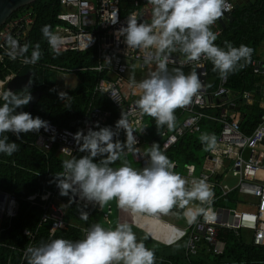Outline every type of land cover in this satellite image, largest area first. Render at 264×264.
<instances>
[{"label":"clouds","instance_id":"obj_1","mask_svg":"<svg viewBox=\"0 0 264 264\" xmlns=\"http://www.w3.org/2000/svg\"><path fill=\"white\" fill-rule=\"evenodd\" d=\"M148 3L152 6L150 23L140 22V14L133 12L127 17L126 27L121 26L116 34L117 38L125 37L128 48L144 52L146 62H155L157 70L148 78L139 83L132 80L141 93L136 104L144 114L155 119L158 129L166 125L172 131L176 127V109L190 105L203 85L196 71L185 75L182 70L173 69L169 73L168 56L180 52L190 61L206 56L220 78L227 79L251 62L253 49L244 44L234 47L229 41L224 42V48L214 43L217 35L211 26L230 9L227 0H148ZM117 22L115 13L112 23ZM42 31L49 35V26ZM39 55L38 50L34 52L33 60L39 59ZM66 96L59 93L62 100ZM0 100L3 101L0 104V153L12 156L19 145L9 142L4 133H13L19 140L23 133L47 130L48 122L18 111L32 100L30 92L0 91ZM115 129L89 128L87 134L83 130L75 134L79 151L88 154L62 162V172L55 174L61 196L72 193L101 207L115 200L118 207L134 215H167L177 209L175 214L182 215L189 224L195 223L201 215L207 219L203 205L211 204L214 192L203 179L189 181L177 174L174 163L157 143L146 150L147 166L140 170L131 167L126 156L135 151L137 140L123 113ZM120 129L126 132L125 142L114 140ZM199 139L206 151L218 149L214 134L203 133ZM117 160H121V166L113 168L111 165ZM194 201L200 206H191ZM88 215L81 211V219L87 221ZM25 259L27 264H156L155 251L138 240L128 223H117L114 229L93 224L85 230L83 239L57 238L38 247H28Z\"/></svg>","mask_w":264,"mask_h":264},{"label":"built area","instance_id":"obj_2","mask_svg":"<svg viewBox=\"0 0 264 264\" xmlns=\"http://www.w3.org/2000/svg\"><path fill=\"white\" fill-rule=\"evenodd\" d=\"M234 1L236 0H227L230 9L225 11L223 17L217 21H221L230 14ZM59 3L61 12L57 15V20L60 23L54 26L48 45L55 52H83L88 50L95 52L97 65L89 70L102 74V77L97 81L94 92L104 95L111 102L119 114L118 120L123 113L129 121L134 130L133 135L137 140L135 151L142 144H146L149 148L155 141L158 143L159 140L160 150L175 165L174 171L180 166L182 168L180 175L183 178L189 181L194 178L203 179L212 188L214 197L211 204L203 205L206 209L207 219L201 215L195 223H188L187 230L182 234L186 241V256L197 257L202 244H206L207 250L213 252L214 255H222L225 243L221 240L220 233L226 229L250 230L253 232V243L264 246V175L263 177L258 176L259 172L263 171L264 173V85L255 84L250 91H244L236 100L227 104V108L232 110L238 106L239 102L241 105H253L262 108L261 122L258 127L250 134H244L240 129L239 121L228 119L227 112L223 110L225 104L223 100L230 93L226 86L227 79L220 78L216 90L211 92L207 90V63L209 59L202 55L199 60L190 61L185 56L179 55L178 52L171 53L168 56L167 67H194L203 88L193 97L190 105L178 108L180 115L174 130L169 131L166 128L153 139L144 141L143 139L150 133L149 124L146 120V114L136 104L141 93L138 88L133 86L132 80L134 79L139 83L148 78L156 64L155 62H146L144 52L139 49L128 48L124 42L125 37L119 36L117 38L116 33L121 26L126 27L129 14L139 13L142 7L150 5L148 0L142 4L141 0H59ZM130 7H132L131 11L125 14L127 8ZM115 13H117L118 22L113 24ZM32 20L31 12L24 9L21 16L7 21L0 28L1 63L18 60L22 65L34 64V62L21 56ZM58 31L60 33H57ZM219 34L220 29L218 28L216 35ZM149 51L154 53L155 49ZM253 66L254 72L264 73V67L260 70L258 64ZM53 69L61 73L65 72V69L56 67ZM71 73H74V70ZM16 76L17 74L11 72L5 79H0V91L9 90V83ZM61 92L64 93V90L59 91L58 94ZM216 108H220V111L214 113L206 111L216 110ZM109 116V112L91 106L87 111V119L81 130L85 134L89 128L98 131ZM206 120L221 125V131L217 137L218 149L211 152L206 166L199 167L168 156V153L184 135L202 133V123ZM76 133V131L59 128L48 122L47 130L41 128L37 133L34 146L44 151L51 150L55 146L56 153L64 157L71 156L79 147L74 139ZM119 134L122 141L125 142L126 132L120 129ZM244 152H248L247 158L243 156ZM145 153L140 152L138 154L144 167L148 164V157ZM219 170L221 173H218ZM229 174L238 178L232 186L225 181ZM55 189H57V183ZM54 191L42 189L41 192L28 197V201L32 204H35L36 198L39 197L40 202H42V211L45 212L41 220L42 222L52 220V231L64 225L65 209L64 201H60L58 197H54V201H49V198L55 195ZM231 191L257 197L259 199L258 211L237 212L213 205L215 200L226 197ZM75 197L77 202L103 212L104 218H107L110 213V209L105 210L104 206L101 207L97 203L82 200L79 195H75ZM191 206L200 205L198 201H194ZM19 209L20 204L15 194L0 188V245L3 225L6 222L11 224L18 215ZM153 216L157 217L158 214ZM89 227L82 228L83 238L85 230ZM24 234L29 238L33 236L32 232L28 230H25Z\"/></svg>","mask_w":264,"mask_h":264},{"label":"trees","instance_id":"obj_3","mask_svg":"<svg viewBox=\"0 0 264 264\" xmlns=\"http://www.w3.org/2000/svg\"><path fill=\"white\" fill-rule=\"evenodd\" d=\"M146 1L141 0V4ZM24 9L31 12L33 20L24 41L21 56L34 62V64L22 65L18 60L0 62V79H5L11 72L17 76L28 71L33 72L32 87L14 92L16 94L35 90L43 92L30 113L33 118L38 116L59 128L78 132L86 122L87 111L93 106L110 113L105 124L100 128L111 127L114 129L119 118L118 112L104 95L94 92L97 81L102 77V74L89 70L97 65L95 52L93 50L55 52L48 45L54 26L60 23L57 20V15L61 12L59 0H35L28 6L20 8L8 21L21 16ZM131 9L132 7L127 8L125 14ZM230 13L232 15L230 23L224 27L218 23L220 34L215 44L224 48V42L229 41L234 47L244 44L253 49L251 62L242 70L227 77V88L241 95L244 91H250L255 84L261 83L260 75L254 72L253 61L255 48L264 39V0H253L249 5L233 8ZM45 26H49V35L47 36L42 31ZM37 50L40 53L39 59L33 60V54ZM53 67L65 69L64 73H71L74 70L78 76V85L72 89L64 90V93L67 94L66 100H62L58 96L56 85L48 79L49 75L55 72ZM173 69H180L185 75L195 71L194 67H168L169 73H172ZM207 71V90L211 92L216 90L220 76L217 71H214L211 60L207 63ZM2 103L3 101L0 100V104ZM237 107L233 110H236ZM18 111L28 112L27 105ZM206 111L209 113L219 112L220 108ZM175 116H179L178 109L175 111ZM146 118L149 122L150 134H154V137L165 129L166 125L158 129L154 118L148 115ZM252 118L253 124L250 123L249 119L240 122L243 132L250 133L255 124L259 122L258 117ZM211 125L216 127V124L208 126ZM217 127V131L213 132L215 136L220 133V126ZM206 132L210 131L206 130ZM3 135L8 136L9 142H16L19 145V150L12 156L0 153V188L15 194L20 209L11 224L6 222L3 225L0 264H27L25 252L28 247H38L57 238L72 241L83 239L82 228L96 224L101 219V214L98 213L97 209L74 200L72 193L69 196H61L59 188L55 189V174L62 172V162L73 156L79 158L88 153L80 152L79 147L73 155L67 157L56 153L55 146L51 150L44 151L34 146L37 132L23 133L19 140L13 133H4ZM199 137L200 135L183 137L168 156L198 165L200 158L197 156V152L204 151V145ZM116 139L122 142L120 135L114 137V140ZM99 159L97 158V160ZM42 189L51 191L55 189V195L50 197L49 201H54V197H60L66 202L64 225L54 231L51 230L52 220L45 222L41 220L45 212L42 211V202H40L39 197L36 198L35 204L28 201L29 195L39 193ZM222 199L219 204L231 208L235 207L234 191ZM81 211H86L89 214L87 221L81 219ZM25 230L31 231L33 236L31 238L26 236ZM242 237L244 236L236 235L232 231H228L226 234L221 232L220 238L226 243V246L220 256H212L207 252V245L202 244L197 257H187L186 241L175 246L164 247L161 250H154L156 264H264V246L255 245L250 240L244 241Z\"/></svg>","mask_w":264,"mask_h":264},{"label":"crops","instance_id":"obj_4","mask_svg":"<svg viewBox=\"0 0 264 264\" xmlns=\"http://www.w3.org/2000/svg\"><path fill=\"white\" fill-rule=\"evenodd\" d=\"M252 1L253 0H236V1H234V3H237V7H232V9L249 5V4L252 3ZM150 13L152 14V6L151 5H145L144 7H142L141 11L139 12V14H140L139 15L140 22L150 23L151 22V14ZM230 15H231V13H230ZM231 20H232V15H231ZM231 20L226 21V22H222V20L219 21V22L217 21L212 26V29L216 33V29H218V23H220L221 26L224 27V25L230 23ZM217 37H218V35H217ZM172 54H175V52H173ZM178 54L181 55V56H185L183 53H180V52H178ZM254 56H255V59L253 61V65L254 64H258V66L260 68L264 67V39L260 43V45H258V47L255 48ZM156 70H157V66L151 71V73L153 71H156ZM195 71L197 72L196 69H195ZM55 73H59L62 77L64 76V74L61 73V72L55 71ZM71 74H75V73H71ZM258 74L260 75L259 78L261 80V83H258V84L264 85V73L258 72ZM143 76H145V75H143ZM50 78H51V75H49L48 79L51 82H53ZM78 83H79V80L77 79V82H75V86L74 87H76L78 85ZM74 87H72V88H74ZM72 88H67V86H65L63 88H57V92L65 90V89H72ZM58 96H59V94H58ZM238 97H239V93L230 90V93L223 100L225 102L223 110L227 112L228 119L239 121V123L242 122V121H246L248 119H249L250 123H252V121H251V120H253L252 117H254V116L258 117L259 118V122L257 124H255V126L252 129V131H253L255 128L258 127L259 123L261 122L262 108H260L258 106H253V105H248V106L247 105H241V106H238L236 110H232V109L227 108L228 102L234 101ZM66 99H67V97H66ZM61 104H63V101H61ZM246 107H249V108H246ZM179 115H180V113H179ZM178 119H179V116L176 117V121ZM146 120L148 121L147 118H146ZM148 124H149V122H148ZM210 124H216V127L214 125L208 126ZM202 125H203L202 133L192 134V135L191 134H186V135H184V137L185 136H196V135H200L201 136V134H203L204 132L209 134V135H213V132L215 130L217 131V128H218L217 126L219 124H217L214 121L206 120V121H204L202 123ZM219 126H220V131H221V125H219ZM204 127H205V129H204ZM166 128H167V126L165 127V129ZM240 129H241V126H240ZM206 130H208L210 132H206ZM241 131L243 132V130H241ZM243 133L244 134H250V133H245V132H243ZM218 135L216 136V138L218 137ZM120 138H121V136H120ZM153 138H154V134H150L149 133V135L146 138H144L143 140L147 141V140L153 139ZM155 143H156V141H155ZM158 143H159V140H158ZM147 149L148 148H147L146 144H142V146L137 151L127 153L126 159H127L128 164L131 167H133V168L142 169L144 167L143 166V162L139 158L138 154L140 152H146ZM204 152L206 154V157H205V161H204L203 165H200V164L197 165V164L192 163V162L191 163L195 164V165H197L199 167L206 166L208 164L207 161L210 159L211 151H206L205 150V146H204ZM169 153H171V152H169ZM243 156L245 158H247L248 157V152H244ZM174 159H176V158H174ZM176 160H178V159H176ZM178 161H180V160H178ZM181 162H183V161H181ZM121 163H122L121 160H117L111 166L113 168H118V167L121 166ZM180 171H182V168L179 166L178 169L175 172L180 175L181 174ZM218 173H221V170H219ZM229 177H232V178H234L236 180L238 179L236 176H232L231 174H229V176L225 180L228 184H230L227 181ZM234 192H235L236 199H235V203L234 202L233 203L235 204V207L231 208V207H226V206H223V205L219 204L220 200H223V199L215 200L213 205L215 207L225 208V209L231 210V211H233V210L237 211V209H239V208H249V207L254 208L255 212L258 211L259 199L257 197H253V195H250V194L246 195V194L238 192V191H234ZM74 197H75V195H74ZM242 197H245L246 199L245 198L242 199ZM58 198H59L60 201H63L62 198H60V197H58ZM64 203H65V207H66V202L64 201ZM104 208H105V210L106 209H110V213L107 215V218H104L103 212L97 210L98 213L101 214V219H99L97 221V223H100L106 229H108V228L114 229L116 227L117 223H128V224H130L132 226L133 231L135 232L138 240H143V242L145 243L146 247H148L150 249L161 250L164 247L175 246L176 244L185 242V237H183L182 234H183L184 231L187 230L188 223L182 217V215L175 214L177 211H179L177 209H174L173 212H171V213H169L167 215L158 214L157 217H154L153 215H147V214H135L134 215L129 210L121 209L120 207H118L117 202L115 200H113V201L109 202L108 204L104 205ZM241 211H244V210H241ZM245 212H248V211H245ZM228 231H232L236 235L237 234H239L240 236L243 235L244 237H242V238H243L244 241L245 240H250V242L253 243V232L250 231V230H239V229H236L234 231V230L226 229V230H222L221 232H222V234H226V232H228ZM225 246H226V243H225ZM225 246H224V250H225ZM224 250H223V252H224ZM207 252L209 254H211L212 256H216V255L213 254V252H210L208 250H207Z\"/></svg>","mask_w":264,"mask_h":264},{"label":"water","instance_id":"obj_5","mask_svg":"<svg viewBox=\"0 0 264 264\" xmlns=\"http://www.w3.org/2000/svg\"><path fill=\"white\" fill-rule=\"evenodd\" d=\"M33 1H35V0H0V28L8 21V19L14 13L18 12L20 8H22L24 6H28ZM233 7H237V3H234ZM229 20H231L230 14H228L224 19H222V22H226ZM217 41H218V37L215 40V43ZM260 70H262V68H260ZM32 76H33L32 71H28L23 75L16 76L9 83L10 90H12L13 92H17V91H21V90L31 88L32 87V82H31ZM42 93L43 92L40 90L30 92V94L32 96V100L27 105L29 113H31L33 111V107L37 104ZM247 104H250V102H247ZM238 106H241L240 102H239ZM74 200H76V197H74Z\"/></svg>","mask_w":264,"mask_h":264},{"label":"rangeland","instance_id":"obj_6","mask_svg":"<svg viewBox=\"0 0 264 264\" xmlns=\"http://www.w3.org/2000/svg\"><path fill=\"white\" fill-rule=\"evenodd\" d=\"M63 74H64V76L62 77L59 73L52 72L50 79L55 83L57 88H63L65 86H67V88L74 87L75 82H77L78 76L75 74H71V73H63ZM197 156L200 158L199 164L203 165V163L205 161V157H206L205 152L200 150L197 152ZM263 175H264L263 172H259V174H258V176H260V177H263ZM227 181L230 183V185H233L236 182V179L229 177ZM244 198L245 197H242V199H244ZM241 210L248 211V212H255V209L252 207L239 208V209H237V212H239Z\"/></svg>","mask_w":264,"mask_h":264},{"label":"bare ground","instance_id":"obj_7","mask_svg":"<svg viewBox=\"0 0 264 264\" xmlns=\"http://www.w3.org/2000/svg\"><path fill=\"white\" fill-rule=\"evenodd\" d=\"M57 33H60V31H58Z\"/></svg>","mask_w":264,"mask_h":264}]
</instances>
